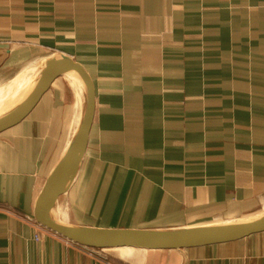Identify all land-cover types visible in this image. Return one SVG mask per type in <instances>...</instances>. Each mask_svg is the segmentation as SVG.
I'll list each match as a JSON object with an SVG mask.
<instances>
[{
	"label": "crops",
	"instance_id": "crops-1",
	"mask_svg": "<svg viewBox=\"0 0 264 264\" xmlns=\"http://www.w3.org/2000/svg\"><path fill=\"white\" fill-rule=\"evenodd\" d=\"M61 55L89 72L96 115L58 218L160 230L264 212V0H0V91ZM76 80L0 134V264H264V232L132 252L38 222L81 115Z\"/></svg>",
	"mask_w": 264,
	"mask_h": 264
},
{
	"label": "water",
	"instance_id": "water-1",
	"mask_svg": "<svg viewBox=\"0 0 264 264\" xmlns=\"http://www.w3.org/2000/svg\"><path fill=\"white\" fill-rule=\"evenodd\" d=\"M74 74L83 86L81 115L69 147L40 193L35 215L41 224L79 244L96 249L186 250L240 240L264 232V212L239 220L176 229H116L86 226L57 217V203L76 179L86 155L96 115L93 80L86 68L66 55L50 58L33 77L26 93L0 111V134L22 124L41 98L64 74ZM28 92V94H27Z\"/></svg>",
	"mask_w": 264,
	"mask_h": 264
},
{
	"label": "bare ground",
	"instance_id": "bare-ground-1",
	"mask_svg": "<svg viewBox=\"0 0 264 264\" xmlns=\"http://www.w3.org/2000/svg\"><path fill=\"white\" fill-rule=\"evenodd\" d=\"M29 85L31 86L32 84L30 83ZM24 86H26V84L23 85L22 83H18V84L16 83L15 85L10 86L8 89L0 91L1 93H3L0 96V111L6 109L10 104H12L18 97L22 95V93L25 91ZM27 87L29 86L27 85ZM82 97H83V93H82Z\"/></svg>",
	"mask_w": 264,
	"mask_h": 264
},
{
	"label": "rangeland",
	"instance_id": "rangeland-1",
	"mask_svg": "<svg viewBox=\"0 0 264 264\" xmlns=\"http://www.w3.org/2000/svg\"><path fill=\"white\" fill-rule=\"evenodd\" d=\"M77 78V77H76ZM71 81V80H70ZM77 82H79V83H81V81L78 79V80H76ZM25 82V81H24ZM34 81H33V76L30 78V79H28V80H26V82H25V84H26V86H24V88H25V90H27V89H29L30 88V83H33ZM24 84V85H25ZM27 85L29 86V87H27ZM82 85V84H81ZM80 85V86H81ZM27 87V88H26ZM83 87V86H82ZM23 88V89H24ZM5 95V94H4ZM1 96V95H0ZM130 251H132V252H135L136 251V249H129ZM139 252H144V251H142V250H138Z\"/></svg>",
	"mask_w": 264,
	"mask_h": 264
}]
</instances>
